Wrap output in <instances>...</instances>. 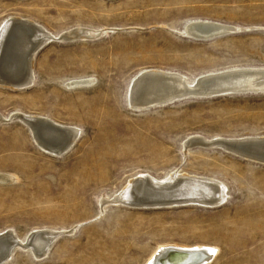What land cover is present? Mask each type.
<instances>
[{
	"label": "rangeland",
	"instance_id": "obj_1",
	"mask_svg": "<svg viewBox=\"0 0 264 264\" xmlns=\"http://www.w3.org/2000/svg\"><path fill=\"white\" fill-rule=\"evenodd\" d=\"M11 17L56 39L79 28L90 35L45 44L26 89L0 86V114L8 117H0V173L13 177L0 183V232L59 234L48 254L22 249L7 264H144L164 245L213 249L206 264H264V164L218 148H183L195 135L264 136V91L148 110L128 103L130 84L144 70L192 82L264 68V0H0V26ZM200 20L238 31L208 41L184 34ZM15 112L75 127L78 138L62 156L51 155L11 119ZM177 168L224 183L225 201L166 208L108 202L138 174L163 178Z\"/></svg>",
	"mask_w": 264,
	"mask_h": 264
},
{
	"label": "bare ground",
	"instance_id": "obj_2",
	"mask_svg": "<svg viewBox=\"0 0 264 264\" xmlns=\"http://www.w3.org/2000/svg\"><path fill=\"white\" fill-rule=\"evenodd\" d=\"M12 18L22 24L10 27L8 23L10 19L7 18L0 26V77L6 76L4 79L13 82L12 84L14 85L16 84L14 81L22 77L27 80L25 83L31 85L34 79L33 59L39 48L45 43L46 40L44 41L43 39L55 35L48 31L46 32L45 28L42 26L40 27V25L31 20L19 17H11V19ZM35 28L41 31V36H38L39 34H37ZM83 29L84 28L77 29L78 32L76 31V33L70 31V34L61 35L58 39H86L90 34ZM235 30H237L235 27L229 25L200 20L186 24L184 27V34L195 40H199L198 38L201 37L219 36L222 33H233ZM9 33H11L13 37H10L8 40L12 39V41L9 46L3 49V39ZM142 72H153L156 76L142 74L134 86H131L132 88L129 96L131 104H129L132 108L136 109H141L150 104H163L179 95H185V93L189 91H203L202 89L206 90L209 88L213 90H222L219 92H224V95L230 93H255L264 91V68L228 69L200 75L192 82H188L186 78L178 73L165 72L158 69H148ZM204 75H209V78L196 82L197 78ZM2 79H0V82L3 81ZM80 84L87 85L88 81L84 80V82H80ZM10 88L16 89L14 86ZM11 116V119L18 120L21 124L23 123V125L25 124L29 127L34 142L41 150L54 156L56 154V156L62 155L61 153L72 147L78 138L79 131L77 128L58 124L46 117L29 115L22 112H15ZM0 117L5 118L1 114ZM222 142H224V151L230 154L235 152L237 155H233L237 157L246 159L247 157L249 158L250 155L235 151L233 147L230 149L228 146L229 143L236 146L239 145L240 147L244 146L247 150H251L255 156H259V158L255 157L257 160L264 159V136L241 138L217 137L208 139L195 135L183 141V148L184 150H189L188 147H190L192 143H197L205 148L207 144L223 145ZM226 143L228 144L227 147ZM12 181L13 177L11 175L0 173V183H5V185H7ZM127 183V186L108 202L128 207L144 206L146 208H148L146 205L168 204L167 207H171L173 204L179 203H183V205L180 206L196 205L202 207H216L221 205L226 198V189L224 183L221 181L202 176L188 175L178 168L163 178H155L149 174H138ZM71 232L72 231L69 233ZM58 235L57 232L52 230L36 229L26 235L24 239H20L11 229L0 232V264H7L16 252L23 250L31 253L35 257H42L48 254ZM213 253V249H206L202 246L179 247L177 245H164L158 247L144 264H165L167 262V257L169 260L175 262H197L199 261L197 259L198 256L202 257L200 264H203L205 262L208 263L212 259Z\"/></svg>",
	"mask_w": 264,
	"mask_h": 264
},
{
	"label": "water",
	"instance_id": "obj_3",
	"mask_svg": "<svg viewBox=\"0 0 264 264\" xmlns=\"http://www.w3.org/2000/svg\"><path fill=\"white\" fill-rule=\"evenodd\" d=\"M8 23H9V26L10 27H12V26H15V25H21L22 23L21 22H19V21H15V19L14 18H12V19H10V21H8ZM35 30L37 31V34H39L38 36H41L40 35V33H41V31L38 29V28H35ZM229 33V32H228ZM222 35H224V33H222V34H220L219 36H214V37H201V38H198L199 40H202V41H208V40H213V39H215V38H217V37H220V36H222ZM10 37H13V35H11V33H9L4 39H3V41H4V48L3 49H5L7 46H9V44L11 43V41H12V39L11 40H8ZM44 41H45V43H44V41H43V43L44 44H42V46H41V48L45 45V44H47L48 42H50V41H52V40H61V39H56V38H54V37H52V36H49L47 39H43ZM70 40V39H69ZM68 39H63V41H69ZM41 48H39V50L41 49ZM38 50V51H39ZM38 53V52H37ZM144 75V74H151V76H156V74H153V72H142V73H140L135 79H133L132 80V82H131V85H130V89H129V93H130V91H131V86H134V84L136 83V81L137 80H139V78H140V76L141 75ZM3 76V75H2ZM150 76V77H151ZM209 75H204V76H201V77H199V78H197L196 79V82H198V81H200V80H205V79H208L209 77H208ZM3 78V79H2ZM4 78H6V76H3V77H0V79H2L3 81H1L0 82V86H7V87H16V89H22V88H26V87H28V86H30L28 83H25L27 80L25 79V78H19L17 81H14L16 84L14 85V84H12L13 82H9V81H6ZM144 78H148V77H144ZM22 79H23V81H22ZM5 81V82H4ZM196 82H195V84H196ZM203 91H189V92H187V93H185V95H179V96H177L176 98H174V99H172V100H170V101H168V102H166V103H163V104H150V105H147V106H145V107H143V108H141V109H139V110H148V109H152V108H154V107H158V106H162V105H164V104H172V103H175V102H181V101H184V100H186V99H193V98H196V99H204V98H206V99H209V98H213V97H218V96H223L225 93L224 92H219V91H222V90H213V89H206V90H204V89H202ZM130 95V94H129ZM128 95V96H129ZM128 100H129V97H128ZM128 103H130L131 104V102H130V100L128 101ZM222 144L223 145H221V144H212V145H210V144H207L206 146H205V148H207V149H212V148H218V149H222V150H225V148H224V142H222ZM248 144V143H247ZM227 143H226V147H227ZM197 146H200V147H203V146H201V145H198L197 143H192V145H190V147H188V149H190V148H193V147H197ZM229 147H230V149H231V147H233L232 149L233 150H235V151H238V152H240V153H243V154H247V155H250V157L248 158H246V159H249V161H255L256 163H264V159H261V160H257L255 157H257V158H259V156H255V154L254 153H252L251 152V150H247V148H245L244 146L242 147H240L239 145L238 146H236V145H234V144H231V143H229V145H228ZM71 149V147L69 148V149H67L65 152H62L61 154L63 155V154H65L66 152H68L69 150ZM229 149V148H228ZM250 151V152H249ZM233 154H235V152H233ZM57 155V154H56ZM62 155H60V156H62ZM235 155H237V154H235ZM162 201H164V200H162ZM169 201H171V200H169ZM173 203V202H172ZM167 205L168 204H161V205H153V206H151V205H146V206H148L149 208H160V207H167ZM180 205H183V203H179V204H173L171 207H174V206H180ZM144 207V206H143ZM145 208V207H144ZM58 237H59V235H58ZM58 237H56L55 238V240H54V242L57 240V238ZM53 242V243H54ZM191 254H195V253H191ZM199 261H191V262H184V261H178V262H175V261H171V260H169V258L167 257L166 258V260H167V262L165 263V264H200V260L202 259V257L201 256H198V258H197Z\"/></svg>",
	"mask_w": 264,
	"mask_h": 264
}]
</instances>
